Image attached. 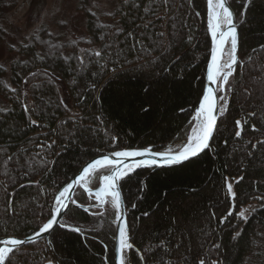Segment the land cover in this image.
Listing matches in <instances>:
<instances>
[{"label":"trees","instance_id":"obj_1","mask_svg":"<svg viewBox=\"0 0 264 264\" xmlns=\"http://www.w3.org/2000/svg\"><path fill=\"white\" fill-rule=\"evenodd\" d=\"M94 1L78 5L87 36L41 26L11 48L10 69L0 65V237L39 231L96 154L178 149L191 134L212 48L207 0H119L105 19ZM230 2L239 61L210 147L121 181L133 245L126 264H245L264 233V0ZM7 5L0 0V18ZM76 201L94 204L81 187ZM65 224L81 231L59 227L49 242L19 247L10 264H115L110 197L104 208L71 205Z\"/></svg>","mask_w":264,"mask_h":264},{"label":"snow or ice","instance_id":"obj_2","mask_svg":"<svg viewBox=\"0 0 264 264\" xmlns=\"http://www.w3.org/2000/svg\"><path fill=\"white\" fill-rule=\"evenodd\" d=\"M253 0H247L245 7H251ZM208 11H209V21L208 28L211 32L213 48L211 52V63L208 66L207 79L212 83H216L218 79H222L223 82L227 83L229 77L232 75V68L237 64V46L238 37L237 30L233 21V12L226 5V0H207ZM163 35V33H161ZM230 45V50L228 51V61L226 63H221V58L225 53V45ZM264 48V45L261 46ZM96 55H100L99 52ZM179 59V57L177 58ZM228 71H224V69ZM146 92L149 89L145 90ZM217 95L213 88L209 87L205 94L203 95V100L196 110L194 117L195 125L192 128L191 134L187 137L186 143L179 147L176 151L169 149L166 152H153L152 149L145 148L142 150H121L113 152L109 155H102L97 159L89 162L79 175L74 177V179L67 183L66 186L59 192V195L55 197L56 204L59 205L54 209L56 215H51V218L39 228V231L35 233L39 236L41 233L49 232L53 229L54 225L58 223L57 216H59L67 205L64 200L68 198L70 190L76 184L87 183L88 180L102 171H107L108 174H102L98 176L99 187L95 192V197L103 205L106 202V197H111V204L116 209V218L123 221V215L120 213L121 208V193L118 189V182L132 173L136 168L141 167L144 164L155 165L160 162L164 164H177L184 161H190L194 157H198L204 150L210 147V140L213 137V133L216 128L217 115L216 113L220 111V107L217 105ZM223 100V97H219ZM27 110V109H26ZM32 123H36L32 121ZM237 126H240V121L236 122ZM235 135L239 137L241 131H236ZM151 156L153 159L142 161L133 159L132 164H128L125 161L128 158L145 157ZM155 157H161L162 160H157ZM241 179H243L241 177ZM226 188L229 194L233 198L236 197V193L233 192L232 183H226ZM144 215H148L145 213ZM241 218H245L244 212L238 213ZM232 216V212H228L227 219ZM62 227H67V225H61ZM75 232H80L81 229L73 228L71 229ZM118 241L119 250L121 253L126 249H132L133 245L129 242V234L127 229L126 221L121 223L118 227ZM24 244V240L16 237H8L6 239H0V264H10L11 255ZM49 264H52L49 261ZM119 264H125L123 255L119 259ZM200 264H205L203 260ZM216 264V262H213Z\"/></svg>","mask_w":264,"mask_h":264},{"label":"rangeland","instance_id":"obj_3","mask_svg":"<svg viewBox=\"0 0 264 264\" xmlns=\"http://www.w3.org/2000/svg\"><path fill=\"white\" fill-rule=\"evenodd\" d=\"M5 1L8 4L7 10L0 18V24L5 30L4 36L0 37V65L7 69H10L11 62L16 57V54L11 51V48H15L20 43L24 42L41 26H47L51 31L65 35L68 40L87 36V17L78 10L80 0ZM118 4L119 0L94 1L95 8L102 18H104L105 15H109ZM229 50L230 45L227 47L224 61H228ZM226 71H228V69H226L225 72ZM218 83L221 88L223 86L222 79H219ZM228 83L229 81L225 85V92H221L223 97V108L226 106L224 100L227 95ZM0 103H2L1 99ZM177 146L168 149L175 150ZM90 180L91 178L87 182L88 185H90ZM229 182L232 183L233 192H235L233 181L229 179L228 183ZM245 264H264V233L255 251L246 260Z\"/></svg>","mask_w":264,"mask_h":264},{"label":"water","instance_id":"obj_4","mask_svg":"<svg viewBox=\"0 0 264 264\" xmlns=\"http://www.w3.org/2000/svg\"><path fill=\"white\" fill-rule=\"evenodd\" d=\"M226 5L230 8V11L233 12V21H234V25H235L236 30H237L238 46H237L236 56H237V64H238V61H239V31H238V26H237L236 12H235V9L232 6L230 0H226ZM208 21H209V11H208V17H207V25H208ZM208 31H209V28H208ZM209 33H210V36H211V32L210 31H209ZM211 40H212V36H211ZM213 46L214 45H213V41H212V48H213ZM227 47H228V44L225 45V49L226 50H227ZM212 48H211V52H212ZM226 50H225V53H226ZM225 53L223 54V56L221 58V62L224 59ZM210 63H211V56H210V59H209L208 66H209ZM237 64L233 66V68H232V74L235 71ZM208 66H207V70H206V84H205V90H204L203 95L205 94L206 90L209 87L213 88L214 92L216 93V95L218 97V99H217V105H218V107L222 106V107H220V111H218L216 113V115H217V123H216L215 131L213 133V137H214V134L216 132L219 119H220L221 115L223 114V110H224L223 105H222V100H220L219 97H222V94H221L222 91L225 92V85H226V83L223 82V80H222L223 86L220 88L219 83H218V80H217L216 83H212V82L208 81V79H207ZM230 77H229V79H230ZM229 79H228V81H229ZM203 95H202L201 100L198 103V105H197V107H196V109L194 111V114H193V116L191 118V121L194 122V125H195L194 117H195V114H196V110L199 108V105H200V103L203 100ZM194 125H193V127H194ZM213 137L210 140V145H211V142L213 140ZM146 148H149V147H146ZM150 148L152 149L153 152H161V153L166 152V151L169 150V149H166V150H163V151H156L152 147H150ZM126 149H128V150H142V149H145V148H126ZM122 150H125V149H122ZM176 150L177 149L172 150V151L174 152ZM206 150H204V151H206ZM116 151H121V150H116ZM116 151H102V152L96 154L95 156H93L91 159H89L83 167H85L92 160L97 159V158H99L102 155H109V154H111L113 152H116ZM133 159L147 161V160L153 159V157H151V156H145V157L128 158L125 162L128 163V164H132ZM155 159L162 160L161 157H155ZM185 162H187V161H184L182 163H185ZM177 164H181V163H177ZM177 164H164L163 162H160V163L155 164V165L144 164L141 167L136 168L134 171H136L137 169H140V168H147V167L162 168V167H168V166H173V165H177ZM81 171H82V169L79 171V173L77 175H79L81 173ZM106 174H108V173H106ZM124 178H122L118 182V189H119V191L121 193V208H120L119 211L123 215V221L116 218V226H117V228H116V235H115V264H119V259H120L121 255H123L124 260H125V264H126L125 250H124L123 253H121V251L119 250V241H118V227H119V225L121 223H123L125 221H126V224H127V229H128V234H129V242L131 243V241H130L129 225H128V208H127V205L125 203L124 196H123V193H122V188H121V181ZM80 187L83 188L85 190V192L87 194H89V196H91L94 200H96L98 202L96 204H89V205H80V204H78L77 201H76V193H77V191H78V189ZM98 187L93 188L90 185H88L87 183H83V182L80 183V184L74 185V187L70 190V193L68 194V198L66 200H64V203L67 205V208H65L63 210V212L59 216H57L58 223L56 225H54V227H53V229L51 231L45 232V233H41L39 236H36L35 235L36 232H35V233H32V234H12V235H8V236L0 237V239H6L8 237H16V238H19L21 240H24V244L22 246L28 245V244H32V243H35V242H38V241H41V240H47L49 242L50 236L54 233V231H56L59 227H62L61 225H67V224H65V216H66V213L68 212L69 208L71 207V205L75 204V205L79 206L83 210L91 209L94 206L99 207V208H104L106 206V204L108 202V198L110 196L109 197H106V202L102 205L100 203V201L97 200L96 197H95V192H96V190H97ZM58 206L59 205H57L56 207H58ZM53 215H56L55 211L53 212ZM62 228L73 229V227H70L69 225H67V227H62ZM127 250H128V256L130 257V249H127ZM130 262H131V259H130Z\"/></svg>","mask_w":264,"mask_h":264},{"label":"bare ground","instance_id":"obj_5","mask_svg":"<svg viewBox=\"0 0 264 264\" xmlns=\"http://www.w3.org/2000/svg\"><path fill=\"white\" fill-rule=\"evenodd\" d=\"M225 54H226V53H225ZM224 56H225V55H224ZM226 62H227V61H224V59H223L221 63L223 64V63H226ZM225 70H226V68L224 69V71H225ZM218 80H219V79H218ZM91 200H92V199H91ZM92 208H93V207H92ZM96 208H97V207H96ZM98 208H99V207H98Z\"/></svg>","mask_w":264,"mask_h":264},{"label":"flooded vegetation","instance_id":"obj_6","mask_svg":"<svg viewBox=\"0 0 264 264\" xmlns=\"http://www.w3.org/2000/svg\"><path fill=\"white\" fill-rule=\"evenodd\" d=\"M98 201L94 200V204H96Z\"/></svg>","mask_w":264,"mask_h":264}]
</instances>
